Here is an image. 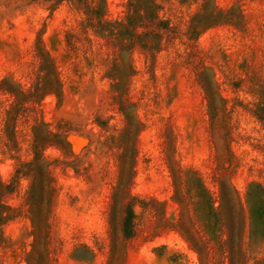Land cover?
Returning a JSON list of instances; mask_svg holds the SVG:
<instances>
[{
	"label": "rangeland",
	"instance_id": "obj_1",
	"mask_svg": "<svg viewBox=\"0 0 264 264\" xmlns=\"http://www.w3.org/2000/svg\"><path fill=\"white\" fill-rule=\"evenodd\" d=\"M0 264H264V0H0Z\"/></svg>",
	"mask_w": 264,
	"mask_h": 264
}]
</instances>
